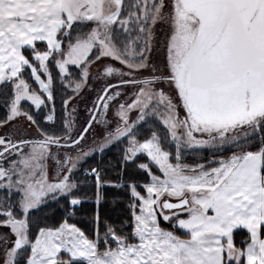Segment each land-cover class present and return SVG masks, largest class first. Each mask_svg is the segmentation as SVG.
I'll list each match as a JSON object with an SVG mask.
<instances>
[{"label":"snow or ice","instance_id":"snow-or-ice-1","mask_svg":"<svg viewBox=\"0 0 264 264\" xmlns=\"http://www.w3.org/2000/svg\"><path fill=\"white\" fill-rule=\"evenodd\" d=\"M0 264H264V0H0Z\"/></svg>","mask_w":264,"mask_h":264},{"label":"trees","instance_id":"trees-1","mask_svg":"<svg viewBox=\"0 0 264 264\" xmlns=\"http://www.w3.org/2000/svg\"><path fill=\"white\" fill-rule=\"evenodd\" d=\"M110 159V157H108ZM112 206L110 204L108 205H104L101 207V217H102V220L103 218H105L106 216L107 217H111L112 219H116V215L115 213L111 210ZM85 209H86V212L88 215H91L92 214V211L94 209V203L89 201L86 203L85 205ZM60 217L57 216V219H59ZM83 227H89L86 223L85 224H82ZM237 239H239V237H237Z\"/></svg>","mask_w":264,"mask_h":264},{"label":"rangeland","instance_id":"rangeland-1","mask_svg":"<svg viewBox=\"0 0 264 264\" xmlns=\"http://www.w3.org/2000/svg\"><path fill=\"white\" fill-rule=\"evenodd\" d=\"M85 113H84V106L83 104L80 105V121L83 122Z\"/></svg>","mask_w":264,"mask_h":264}]
</instances>
